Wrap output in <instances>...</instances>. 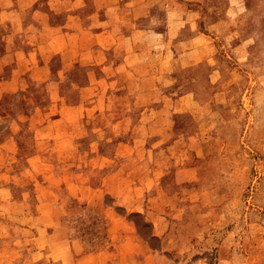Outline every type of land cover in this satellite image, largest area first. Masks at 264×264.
<instances>
[{"label": "rangeland", "instance_id": "374dc122", "mask_svg": "<svg viewBox=\"0 0 264 264\" xmlns=\"http://www.w3.org/2000/svg\"><path fill=\"white\" fill-rule=\"evenodd\" d=\"M152 1L180 45L199 50V75L180 77L147 107L101 109L102 70H72L59 31L32 50L43 82L0 96V264H264V0ZM35 5L50 9L44 21L72 11L101 30L117 3ZM2 34L0 49L12 46ZM22 61L3 74L27 76ZM161 115L185 141L176 154L152 142ZM153 165L156 177L167 171L160 181L147 175Z\"/></svg>", "mask_w": 264, "mask_h": 264}, {"label": "crops", "instance_id": "0c3cea01", "mask_svg": "<svg viewBox=\"0 0 264 264\" xmlns=\"http://www.w3.org/2000/svg\"><path fill=\"white\" fill-rule=\"evenodd\" d=\"M115 1V8L107 12V27L96 30L87 28L81 15L72 11L68 12L65 20L61 22L44 21V14L50 13V9L46 7L50 5L37 6V0H0V31H3V37L8 39L6 41L11 38L14 43L12 46L10 43L3 44L4 49H0V96L13 92L15 83L18 86L21 81L27 80L32 85L43 82L41 56L33 51L40 53L38 47L42 41L54 43L59 31H64L67 39L61 42L62 47L58 50L63 60L70 62L71 68L75 67L72 70H77L78 64L86 68L92 62L102 70L101 77L104 80L101 81V109L109 108V104L107 107L105 103L111 101L115 105L110 108L123 110L125 113L138 107H147L152 97L161 89L169 90L180 77L200 74L205 62L199 50L183 48L180 45L179 29L166 28L160 11L155 8L152 0ZM82 4L90 7L91 0H82ZM73 38H76L75 43ZM25 47L29 49L25 50ZM16 55L17 57H14ZM21 56L22 62L29 64L27 70L31 73L17 79L3 74L12 67L16 68V60L20 62ZM53 101L58 104L54 99ZM58 107L69 111L81 109L80 102L76 100L58 104ZM35 109L42 110L39 107ZM157 112L169 113L170 109L162 106ZM63 119L64 117H60L58 121ZM117 122L132 124L127 118ZM156 123L161 126L162 131L157 133L159 138L152 142H168L167 152H179L177 149L181 148L185 141L178 138L173 116L169 119L168 115H161ZM98 138L101 136L98 135ZM110 138L108 137V140ZM113 139H117L115 135ZM190 139L197 138L193 136ZM66 140L73 139L67 137ZM113 147H116V143ZM154 152L158 154L156 157L163 154L158 150ZM157 171L159 169L153 165L147 172V175L151 176V182L160 181L167 172L156 177ZM157 234L160 236L159 232Z\"/></svg>", "mask_w": 264, "mask_h": 264}]
</instances>
